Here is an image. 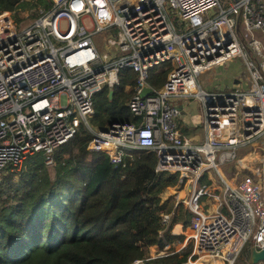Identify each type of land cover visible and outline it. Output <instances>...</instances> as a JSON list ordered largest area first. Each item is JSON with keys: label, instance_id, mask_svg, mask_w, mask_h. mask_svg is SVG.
Here are the masks:
<instances>
[{"label": "built area", "instance_id": "obj_1", "mask_svg": "<svg viewBox=\"0 0 264 264\" xmlns=\"http://www.w3.org/2000/svg\"><path fill=\"white\" fill-rule=\"evenodd\" d=\"M22 3L35 7V18L20 16L21 8L0 12L10 26L0 36V173L21 171L38 153L55 165V151L84 125L93 134L88 149L104 152L113 165H125L133 150L146 149L157 156L156 172L178 175L176 204L191 214L190 264L203 257L234 264L246 246L264 249L260 167L236 183L220 171L225 162L238 160V149L264 136V0H227L226 6L222 0ZM215 7L219 11L211 16ZM237 58L246 65V90L201 88V75ZM164 62L171 71L155 89L149 71ZM126 69L137 74L127 107L141 121L94 127L96 95L113 91ZM145 88L153 91L142 95ZM189 96L204 107L203 142L184 136L177 123L183 108L171 98ZM181 189L187 191L182 198ZM174 215L163 213V225ZM229 246L233 253L226 251ZM172 248L167 244L164 253Z\"/></svg>", "mask_w": 264, "mask_h": 264}, {"label": "trees", "instance_id": "obj_2", "mask_svg": "<svg viewBox=\"0 0 264 264\" xmlns=\"http://www.w3.org/2000/svg\"><path fill=\"white\" fill-rule=\"evenodd\" d=\"M25 5L22 0H0V12ZM170 71V63L164 62L149 71L148 82L159 89ZM136 80L135 71L123 70L112 97L108 89L96 95L93 126L141 121L127 107ZM92 140L93 134L82 125L55 151L54 177L42 153L29 158L26 171L3 176L0 264H185L192 243L148 256L153 245L164 250L185 238L174 233V225L181 222L186 230L190 212L183 203L176 204L174 196L165 201L161 197L177 184L178 175L156 172L157 156L146 149L133 150L125 165L115 166L104 152L88 149ZM172 212L176 215L166 227L162 214ZM181 227L178 224L175 232Z\"/></svg>", "mask_w": 264, "mask_h": 264}, {"label": "rangeland", "instance_id": "obj_3", "mask_svg": "<svg viewBox=\"0 0 264 264\" xmlns=\"http://www.w3.org/2000/svg\"><path fill=\"white\" fill-rule=\"evenodd\" d=\"M42 4L44 3L43 1H40ZM227 0H222V4L224 6L227 5ZM44 5V4H43ZM45 6V5H44ZM219 11L218 7H215L214 9L209 11V14L211 16H214L215 14H217ZM35 13V7H26L23 6L21 8V10L19 11V15L20 16H25L26 14L28 15L29 18H35L36 16L34 15ZM17 19L19 20V18L17 17ZM16 20L17 24L20 23V21ZM0 24H4L5 27L1 28L0 30V36L3 35V31L6 30V28H10L9 26V22L7 19V16H2L0 17ZM246 71V65L244 63V61L240 58L234 59L230 62H228L225 65H222L221 67L217 68V69H212L210 71H208L207 73H205V75H201L200 77V83L201 86L204 90H210V91H216V92H223V91H235L237 88L238 89H243L246 90L248 88V84L244 81V73ZM235 79H238L241 81V83L234 85V81ZM192 98H188V97H173L171 98V102L173 105L175 106H184L186 104H190L191 109L196 112L195 113V117L197 119H202V125H203V115H205V111L203 112L204 107L202 106L203 104H201V100L196 97V96H189ZM201 114V116H200ZM184 120V121H183ZM183 120L181 121V119H177V123L180 126L183 122L186 121V117L183 118ZM205 123V121H204ZM92 124V123H91ZM93 125V124H92ZM95 127V126H94ZM97 127V126H96ZM264 139V138H263ZM262 140V138L260 139V141ZM255 146V145H254ZM253 147H250L247 150H250ZM246 155H238V160L237 161H228L225 162L223 165L220 166V171L221 173H223V175L231 182L235 181V182H239L243 176H245L246 174L249 173V171H251L252 168H246V165L244 162L241 161V159L245 158ZM241 158V159H240ZM237 162L238 165H242L244 166V168L242 166L237 167V169L240 168L239 171L236 170L235 168V163ZM234 163V164H232ZM253 162H250V165ZM262 165H264V155L262 156V159H258V161L255 162V167L259 166L260 167V173L262 174V179L264 180V172H262ZM54 166V165H53ZM53 166H50V170H51V175L54 177L55 175V169ZM251 167V166H249ZM27 166L24 167L21 171H17V173L22 172V171H26L27 170ZM231 168H234L232 171L230 170ZM225 171H227L228 173L226 174ZM9 172H12L10 169L4 170L0 173V182L3 178L4 175H7ZM215 180L220 183L221 185H223L222 181H221V177L217 174V173H213ZM172 188L174 186H171ZM170 188V187H169ZM183 190V189H181ZM168 193H173L171 191H169V189L167 188L164 193L161 195L162 199L167 196ZM175 193L171 194L172 196H174ZM182 198V197H181ZM186 208V207H185ZM185 238L182 241L181 244L178 243L177 245V250L176 247L172 248L169 252L175 250V251H179L182 250L184 248H186L190 243H192V239H191V235H192V231L189 229V227L186 228V230L184 229V234H182ZM193 244V243H192ZM157 249V248H155ZM165 250V249H164ZM164 250H159L157 251L158 253L156 254V256H160L165 254ZM235 251V248L232 247L231 250H228L229 253H233ZM251 249L246 246V248L240 253V255L236 258L234 264H248L249 259L251 258ZM192 255V254H191ZM190 255V256H191ZM190 260V257L188 258V264ZM211 259L208 257H203L199 260H197L196 263L194 264H203L204 262L210 261ZM215 261V259L210 261V264H213ZM218 261V259L216 260ZM195 262V261H193ZM220 262L222 263V261L220 260ZM223 264H225L223 262Z\"/></svg>", "mask_w": 264, "mask_h": 264}, {"label": "crops", "instance_id": "obj_4", "mask_svg": "<svg viewBox=\"0 0 264 264\" xmlns=\"http://www.w3.org/2000/svg\"><path fill=\"white\" fill-rule=\"evenodd\" d=\"M203 75H205V74H203ZM200 79V78H199ZM236 80H238V79H235V81ZM234 81V85H236V84H239V82L238 83H236ZM239 81V80H238ZM199 84H200V86H201V83H200V80H199ZM201 88H202V86H201ZM127 89H129V86H127ZM188 98H192V97H188ZM201 104H202V102H201ZM203 106V105H202ZM182 108H183V113H182V116L180 117V119H181V121L183 120V118L184 117H186V121L185 122H183L181 125H180V129H181V132H182V134L184 135V136H186V137H191V138H193L195 141H197V142H203V141H205V139H206V129H205V123H204V121H205V115H203V125H202V119H197L196 117H195V113L196 112H194L192 109H191V107H190V104H186L185 105V107L184 106H181ZM203 112H204V109H203ZM200 116H201V114H200ZM184 121V120H183ZM264 136L262 137V140L260 141V140H258L256 143H253V144H250V145H248V146H245V147H243V148H240V149H238L236 152H237V155H246L245 156V158H243V159H241V161L242 162H244L246 165H244V166H246V168H253V167H255V162L256 161H258V159H262V156L264 155ZM261 139V138H260ZM255 145V146H254ZM254 146V148H252V149H250V150H247V149H249L250 147H253ZM250 162H253V163H251V165H250ZM235 163V164H234ZM234 163H232V164H234L235 165V168H236V170L237 171H239L240 170V168L239 169H237V167H240V166H242V165H238L237 164V162H234ZM244 166H242L243 168H244ZM249 166H251V167H249ZM234 168H231L230 170L232 171ZM225 173L227 174L228 172L227 171H225ZM229 174V173H228ZM210 177H212L213 179H214V177L213 176H210ZM211 179V178H210ZM228 180V179H227ZM211 181H212V179H211ZM229 181V180H228ZM233 183H236L235 181H233ZM211 184H213V181L211 182ZM171 192H173V193H175V191H176V189L175 188H171V190H170ZM182 190H179L178 191V195H179V197H180V192H181ZM187 192V191H186ZM173 193H168L167 194V196H165L163 199L164 200H166V199H168L169 197H171L172 195L171 194H173ZM174 197L176 198V200H177V197L175 196V194H174ZM181 198V197H180ZM174 217V216H173ZM173 217H172V220H173ZM171 223H172V221H171ZM170 223V224H171ZM169 224V225H170ZM178 224H181L182 225V227H181V229H180V232H175V230H176V226L178 225ZM179 231V230H178ZM174 233L175 234H177V235H182V234H184V228H183V223H177V224H175L174 225ZM178 243L179 244H181L182 243V241H180V240H175L173 243H172V245H173V248H175L176 247V250H177V245H178ZM155 247L157 248V249H155ZM159 250H161V248L158 246V245H153V246H151L149 249H148V256L149 257H151V258H154V257H157L156 256V254L158 253L157 251H159ZM217 259H215V261H214V263H218V264H221V262H220V259H218V261H216Z\"/></svg>", "mask_w": 264, "mask_h": 264}, {"label": "water", "instance_id": "obj_5", "mask_svg": "<svg viewBox=\"0 0 264 264\" xmlns=\"http://www.w3.org/2000/svg\"><path fill=\"white\" fill-rule=\"evenodd\" d=\"M240 21H241V15L238 18V30L240 28ZM235 82L238 83L239 81L236 80ZM152 91H153L152 88H145L143 90L142 95H148ZM112 95H113V91H110V97H112ZM262 261H264V249H262L261 251H257L256 249H252L251 258L249 259L248 264H258Z\"/></svg>", "mask_w": 264, "mask_h": 264}, {"label": "bare ground", "instance_id": "obj_6", "mask_svg": "<svg viewBox=\"0 0 264 264\" xmlns=\"http://www.w3.org/2000/svg\"><path fill=\"white\" fill-rule=\"evenodd\" d=\"M4 16H6V15H4ZM186 194H187L186 190L183 189V190L180 192V197H184ZM231 249H232V247L229 246V247L226 249V251L231 250ZM213 264H218V263H213ZM221 264H223V262H222Z\"/></svg>", "mask_w": 264, "mask_h": 264}]
</instances>
